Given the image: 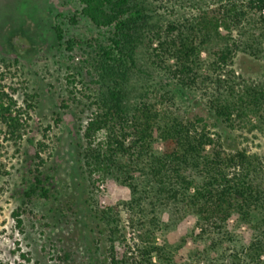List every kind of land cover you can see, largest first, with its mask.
<instances>
[{
	"label": "trees",
	"instance_id": "16d2710c",
	"mask_svg": "<svg viewBox=\"0 0 264 264\" xmlns=\"http://www.w3.org/2000/svg\"><path fill=\"white\" fill-rule=\"evenodd\" d=\"M167 1L171 7L192 4L199 12L152 24L147 8L136 0H77L80 7L68 17L70 24L86 17L97 28L109 29L106 43L94 37L86 41L94 52L91 66L106 92L89 95V108H94L83 130L93 181L111 178L130 190L119 206L91 207L107 232L106 264H264L261 162L245 149L226 148L221 134L202 118L186 120L171 105L157 109L172 99L167 90L153 94L152 100L147 89L129 102L135 50L146 38L149 46L155 44L152 56L167 78L183 88L200 89L208 111L226 128H241L244 115L260 117L264 80L246 79L232 64L238 51L264 57V0H201L199 7L197 0ZM211 5L219 9L210 13ZM53 29L61 39V27ZM67 43L71 50L75 40ZM68 78L76 81L73 75ZM26 112L0 74V131L15 144L23 138ZM31 172L25 197H47L37 161ZM120 208L138 232L132 249L119 250L124 240ZM190 215L196 217V237L205 247L181 252L187 237H179L175 245L156 242L157 232L173 229ZM241 225L253 233L247 238L236 233Z\"/></svg>",
	"mask_w": 264,
	"mask_h": 264
},
{
	"label": "rangeland",
	"instance_id": "374dc122",
	"mask_svg": "<svg viewBox=\"0 0 264 264\" xmlns=\"http://www.w3.org/2000/svg\"><path fill=\"white\" fill-rule=\"evenodd\" d=\"M136 1L147 8L152 24L165 25L199 12L187 3L171 7L167 0ZM199 5L201 0L195 6ZM79 7L77 0H0V74L6 89L27 111L23 138L16 144L0 131L3 264H106L107 232L92 215L91 207L119 206L130 196V190L114 179L97 177L93 181L94 175L86 165L83 130L94 108H89V95L106 92L91 66L94 52L86 41L94 37L106 43L109 29L97 28L86 17L70 24L68 17ZM208 9L212 13L219 8L211 5ZM56 24L62 29L61 39L53 29ZM69 39L75 40L71 50L67 48ZM152 47L146 38L136 47L129 102H135L147 89L152 91L148 94L152 100L153 94L167 90L172 99L157 105V109L171 105L186 120L202 118L210 129L221 134L226 148L245 149L264 168V111L260 117L244 115L241 128H226L208 111L200 89L183 88L167 78L155 63ZM232 66L246 79L264 80L263 56L255 58L238 51ZM69 75L76 80L73 84ZM30 103L33 107L27 106ZM35 161L48 187L47 197L35 194L28 199L24 192L32 180ZM127 222L121 209L124 240L119 250L132 249L138 242L137 230ZM227 223L231 228L233 218ZM199 230L196 217L186 216L173 229L157 232L156 242L168 240L175 245L179 237H187L181 252L203 248L205 242L196 237ZM235 231L244 238L253 233L246 225Z\"/></svg>",
	"mask_w": 264,
	"mask_h": 264
}]
</instances>
